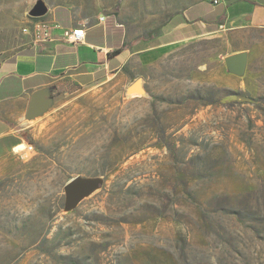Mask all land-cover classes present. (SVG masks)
<instances>
[{
  "label": "rangeland",
  "instance_id": "374dc122",
  "mask_svg": "<svg viewBox=\"0 0 264 264\" xmlns=\"http://www.w3.org/2000/svg\"><path fill=\"white\" fill-rule=\"evenodd\" d=\"M39 1L73 26L111 15L133 42L171 38L173 17L212 2L0 0V63ZM205 32L101 83L65 84L13 124L0 139V264H264V24ZM238 53L242 74L226 61ZM74 179L98 185L69 206Z\"/></svg>",
  "mask_w": 264,
  "mask_h": 264
},
{
  "label": "crops",
  "instance_id": "0c3cea01",
  "mask_svg": "<svg viewBox=\"0 0 264 264\" xmlns=\"http://www.w3.org/2000/svg\"><path fill=\"white\" fill-rule=\"evenodd\" d=\"M188 11L193 19L187 22L185 14ZM104 17V22L84 26L86 38L78 45L68 42L63 32L65 28L81 26H73L72 20L68 27L62 25L56 11L43 17L62 26V29L53 30L52 41L36 43L30 34H24L25 43L19 53L0 63V139L12 135L13 124L19 125L21 117L27 119L30 100L35 92H53L68 83L81 87L101 83L112 73L130 69L135 57L146 65L161 46L204 35L206 27L207 33L215 31L222 19L226 23L247 20L264 24V0H220L219 5L198 2L168 23L164 37L173 35L171 38H141L136 42L128 38L123 25L112 20L111 15ZM176 18L180 20L172 26L171 22ZM154 40H158L160 45L147 48ZM118 50L119 54H114Z\"/></svg>",
  "mask_w": 264,
  "mask_h": 264
},
{
  "label": "water",
  "instance_id": "95a60500",
  "mask_svg": "<svg viewBox=\"0 0 264 264\" xmlns=\"http://www.w3.org/2000/svg\"><path fill=\"white\" fill-rule=\"evenodd\" d=\"M49 12L47 5L43 1H39L30 11L31 18H43ZM229 70L235 74H242L245 70L247 55L238 53L226 59ZM50 92L39 90L35 92L30 100L27 112V119H33L42 114L51 103L49 97ZM98 183L92 179H74L67 187L68 205L75 206L78 204L77 198L81 194L90 195L97 187Z\"/></svg>",
  "mask_w": 264,
  "mask_h": 264
},
{
  "label": "built area",
  "instance_id": "2783aa9c",
  "mask_svg": "<svg viewBox=\"0 0 264 264\" xmlns=\"http://www.w3.org/2000/svg\"><path fill=\"white\" fill-rule=\"evenodd\" d=\"M213 5H219L220 0H211ZM105 17L100 18V22H104ZM62 29L59 23H51L43 18L35 19L24 28L25 34H30L36 43H47L53 40V30ZM64 38L73 45H78L84 42L86 38V29L84 27L64 29ZM28 152L33 151V146L28 145Z\"/></svg>",
  "mask_w": 264,
  "mask_h": 264
},
{
  "label": "trees",
  "instance_id": "16d2710c",
  "mask_svg": "<svg viewBox=\"0 0 264 264\" xmlns=\"http://www.w3.org/2000/svg\"><path fill=\"white\" fill-rule=\"evenodd\" d=\"M198 8H199V6H197ZM196 7V8H197ZM61 12H62V10H56V14H57V17H58V21L60 22V23H62V25H64V26H66V27H68L69 26V20H67V18H65V17H62V15H61ZM185 18H186V21L188 22V20L189 21H191L192 19H193V17H191V12L190 11H188L186 14H185ZM202 19H204V20H207L206 18H202ZM180 19L178 18H176V19H174L172 22H171V25L173 26V25H175L176 24V22H178ZM216 30V29H215ZM145 38H142V40H144ZM150 39V38H149ZM180 39V38H179ZM146 40V39H145ZM148 40V39H147ZM175 40H178V38H175ZM158 45H160V42L158 41V40H154L153 42H151L150 44H149V46L147 47V48H149V47H154V46H158ZM114 54H119V50L118 51H115L114 52Z\"/></svg>",
  "mask_w": 264,
  "mask_h": 264
},
{
  "label": "bare ground",
  "instance_id": "6f19581e",
  "mask_svg": "<svg viewBox=\"0 0 264 264\" xmlns=\"http://www.w3.org/2000/svg\"><path fill=\"white\" fill-rule=\"evenodd\" d=\"M20 147H23V145L17 147L16 149H19ZM86 196H87V194H86V195H85V194H81V195H79L78 198H77L76 203H77V202H78V203L81 202L82 198H84V197H86Z\"/></svg>",
  "mask_w": 264,
  "mask_h": 264
}]
</instances>
